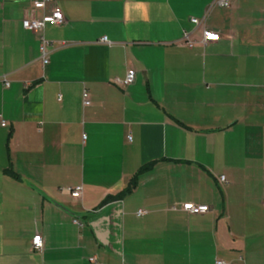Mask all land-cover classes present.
I'll return each mask as SVG.
<instances>
[{"label": "crops", "instance_id": "0c3cea01", "mask_svg": "<svg viewBox=\"0 0 264 264\" xmlns=\"http://www.w3.org/2000/svg\"><path fill=\"white\" fill-rule=\"evenodd\" d=\"M33 1L0 0V264H264V0Z\"/></svg>", "mask_w": 264, "mask_h": 264}, {"label": "built area", "instance_id": "2783aa9c", "mask_svg": "<svg viewBox=\"0 0 264 264\" xmlns=\"http://www.w3.org/2000/svg\"><path fill=\"white\" fill-rule=\"evenodd\" d=\"M50 1V0H41V1H33L32 2V6L34 8H44L45 4ZM217 4L220 7H227L228 6V1L227 0H217L216 1ZM190 23H192L193 25L197 26L199 24V20L191 18ZM63 23V17L60 11L58 10H52L49 13H46L45 15H43V17L39 20H34V19H23L21 21V26L24 30L26 31H30V32H37L41 29L44 28V26L46 24H52V25H61ZM201 43L202 44H206V43H215L219 40V35L212 31L209 28H203L202 32H201ZM182 40L185 43L187 48H192L193 44L192 42L189 40L188 38V34L187 33H183L182 35ZM100 43H106V38L103 37L100 40ZM39 61L42 67L46 66L48 64V53H47V47L49 46V43L43 38V36H40L39 38ZM134 81V71L132 69L128 70L127 73L125 74V77L123 80H115V83L118 85H122V86H127L132 84ZM4 86L7 87L8 84L4 82ZM89 102L87 101V99L84 97V101H83V105L86 106L88 105ZM6 124L4 121H0V126L4 127ZM84 138V137H83ZM219 183H224L225 179L224 177H219ZM81 187L77 186L74 187L73 189H71L69 191V195L71 196V198L73 199H78L80 197L81 194ZM262 204L264 205V201L262 202ZM172 210H175V208H172ZM180 210L182 212H185L187 214L190 215H203L206 214L208 212V207L205 205H200V204H192V203H185L180 207ZM144 215V212L142 211H138L136 213L137 217H140ZM42 246H43V242L42 239L39 235H35L32 240H31V248L34 251H41L42 250ZM90 262L95 263V258H91L89 259ZM215 264H223L221 261H216Z\"/></svg>", "mask_w": 264, "mask_h": 264}, {"label": "trees", "instance_id": "16d2710c", "mask_svg": "<svg viewBox=\"0 0 264 264\" xmlns=\"http://www.w3.org/2000/svg\"><path fill=\"white\" fill-rule=\"evenodd\" d=\"M134 186V181L132 180L130 182V184L128 185V187H126V189L122 192L123 195H126L127 193L130 192L131 188Z\"/></svg>", "mask_w": 264, "mask_h": 264}]
</instances>
